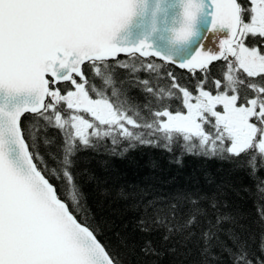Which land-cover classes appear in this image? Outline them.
<instances>
[{"label":"snow or ice","instance_id":"snow-or-ice-1","mask_svg":"<svg viewBox=\"0 0 264 264\" xmlns=\"http://www.w3.org/2000/svg\"><path fill=\"white\" fill-rule=\"evenodd\" d=\"M176 145L251 185L93 202ZM0 264H264V0H0Z\"/></svg>","mask_w":264,"mask_h":264},{"label":"trees","instance_id":"trees-1","mask_svg":"<svg viewBox=\"0 0 264 264\" xmlns=\"http://www.w3.org/2000/svg\"><path fill=\"white\" fill-rule=\"evenodd\" d=\"M86 155L92 156L90 167L99 181V189L90 193L93 202L98 200L123 213L124 223L134 220L138 213L132 201L125 200L121 193H133L134 198L136 192L143 190L153 196H170L183 191L213 193L224 181L237 187L252 183L228 163L190 154L178 145L173 146L172 151L141 146L116 155L101 148L95 154ZM233 199L241 208H251V201ZM139 239L160 242L159 234Z\"/></svg>","mask_w":264,"mask_h":264}]
</instances>
